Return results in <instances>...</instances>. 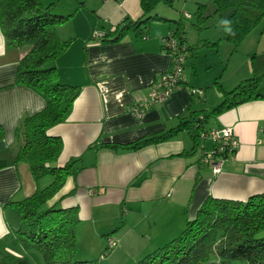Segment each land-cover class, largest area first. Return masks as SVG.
<instances>
[{"label": "crops", "instance_id": "crops-1", "mask_svg": "<svg viewBox=\"0 0 264 264\" xmlns=\"http://www.w3.org/2000/svg\"><path fill=\"white\" fill-rule=\"evenodd\" d=\"M165 1L160 0L151 15L182 22L186 0ZM48 3H57L55 14H71L55 27L61 40L71 41L53 64L62 83L79 87L67 119L47 131L62 141L57 166L76 159L72 174L49 205L77 208L76 238L83 260L101 256L105 237L111 235L117 245L99 264H134L177 237L208 197L246 201L264 194V98L242 102L204 121L208 123H203L202 130L230 127L238 141L235 153L226 158L219 173L198 161L200 151L189 153L192 140L185 131L137 149L107 146H126L189 119L192 112L204 114L221 102V89L231 90L244 77L254 75L251 61L241 73L233 64L227 73L236 49L224 35L202 40L218 41L211 47L200 43L199 36L193 42L185 37L191 48L185 60L184 83L166 101L149 105L143 116L135 117L129 107L143 104L152 83L170 68L161 39L175 32V24L151 20L141 39L130 31L114 42L101 43V37H94L96 31L111 33L126 21L141 17L140 0ZM0 37V125L4 132L0 159L6 162L0 169V253L20 256L25 253L23 248L7 238L18 223L7 203L32 194L35 182L28 164L14 161L20 144L15 129L23 116L41 110L45 101L31 88L15 83L23 51L7 44L1 28ZM260 56L262 63L264 49ZM217 79L219 85L214 83ZM187 87L203 93L190 94ZM203 146L209 150L212 143L206 139ZM200 264L221 262L212 258Z\"/></svg>", "mask_w": 264, "mask_h": 264}, {"label": "trees", "instance_id": "trees-1", "mask_svg": "<svg viewBox=\"0 0 264 264\" xmlns=\"http://www.w3.org/2000/svg\"><path fill=\"white\" fill-rule=\"evenodd\" d=\"M159 1L140 0L141 17L134 21H126L111 33L98 32L101 34L99 42H114L130 31L141 39L144 29L151 20H164L175 26L179 24L171 34L177 36L180 42L187 46L189 54L191 46L186 43L181 21L151 15ZM213 2L216 11L230 9L226 18L229 24L223 25L222 33L234 48L264 19V0H213ZM56 6L57 3L44 5L42 0H0L1 31L8 45L23 51L17 65L15 83L31 88L45 101V106L41 110L23 116L15 129L20 144L14 161L28 164L35 182V190L23 199L8 201L7 204L17 215L18 223L9 231L7 238L13 245L23 249L39 250L44 264H95L94 260L75 258L78 250L77 208H61L56 203L49 205L51 198L72 174L76 159L69 160L63 166H57L56 160L62 149V141L60 137L48 135L47 131L67 119L73 101L79 94L78 86L59 80L53 64L71 41L61 40L55 32V27L71 16L55 14ZM202 6L200 5L198 10ZM197 15L198 18H203L200 11H197ZM226 28H230L231 31H227ZM204 44L217 46L218 41H205ZM262 82L264 74L241 80L228 91L219 87L223 98L212 110L204 114L197 111L196 115L192 112L189 119H182L165 131L126 146L116 144L107 146L137 149L149 143L167 140L185 131L192 140L189 153L194 154L198 150L201 154L200 146L206 139L201 140L199 135L201 132L209 131L202 130L204 121L242 102L264 98V92L258 90L264 87ZM214 83L219 85L218 79ZM3 133L0 125V138ZM5 166V160L0 159V169ZM47 175L51 176L52 180L41 186L42 178ZM212 258H217L221 264L234 262L264 264V194L252 195L246 201L208 197L198 209L196 217L186 222L177 237L144 255L134 264H200ZM0 264L31 263L23 255L2 251Z\"/></svg>", "mask_w": 264, "mask_h": 264}, {"label": "rangeland", "instance_id": "rangeland-1", "mask_svg": "<svg viewBox=\"0 0 264 264\" xmlns=\"http://www.w3.org/2000/svg\"><path fill=\"white\" fill-rule=\"evenodd\" d=\"M49 1L50 0H45L44 3L43 2L42 3L44 5H48ZM172 1L177 3V0H172ZM200 5H203V6L201 7V9L198 10V7ZM197 11L202 12L203 18H198ZM184 12L189 13L191 16L190 19L182 18L183 20L181 23H182L183 30L185 32V34H184L185 37L190 42H193L196 40V36H199L200 43H204L202 41L204 38H210L211 40H217V38L223 36L222 28H223L224 24H222L221 21L226 20L227 15L230 12V9H223V10L216 11V6H215L213 0H186V7L184 9ZM194 24H197L200 28L196 27ZM178 25H176L175 27H177ZM96 32H99V31H96ZM212 38H214V39H212ZM223 41H225V40H223ZM227 43H229V42H227ZM230 45L232 46L233 49H236V51L232 55L231 61L229 63L230 66H228V68H227V73H230V70H231L230 67L232 64L234 65V67L238 66V69L240 72V69L243 68L244 65H246L247 61H249V62L251 61V63H253V65L256 69H255L254 73H251L254 75H251L250 77H252V76L258 77V76H261L262 74H264V62L259 63L260 62L259 60L261 57L260 51L262 49H264V19H262L249 32V34H247V36L237 46H235V48L233 47L232 44H230ZM205 46H203V47H205ZM207 48L208 47H205L204 49H207ZM201 51H203V50H201ZM244 69H245V67H244ZM235 71H236V69H235ZM245 78L246 77H244V79ZM247 78H249V77H247ZM262 84H264V82H262ZM258 90H259V92H264V88H259ZM207 123L208 122H205L204 124L207 125ZM51 180H52L51 176H49V175L44 176L40 182V185L45 186ZM78 245L80 247V244H78ZM83 246H86V245L84 244ZM105 246H106V244H105ZM23 251L25 252L23 254V256H25L31 264H44V259H43L42 253L39 250H37L35 248H26V249L24 248ZM104 252H105V255L109 254L111 252V249L107 250L105 247L103 249V251L101 252V256L99 254H97L95 257H91L87 260H94L95 264H99V262L103 261L102 259L104 257H106V256H104ZM82 256H83L82 250H78L76 255H75V258H76V260H83V258H85V257H82ZM92 258H95V259H92ZM233 264H238V263L234 262Z\"/></svg>", "mask_w": 264, "mask_h": 264}, {"label": "built area", "instance_id": "built-area-1", "mask_svg": "<svg viewBox=\"0 0 264 264\" xmlns=\"http://www.w3.org/2000/svg\"><path fill=\"white\" fill-rule=\"evenodd\" d=\"M184 18H190L188 13H184ZM98 32L94 33V37H100ZM162 51L170 59V68L165 71L161 78L152 83L147 97L143 104H135L129 107V112L135 117L144 115L146 108L151 104L162 103L166 101L172 92L182 86L184 82V63L188 55L187 46L180 42L175 35H168L161 39ZM190 94L201 95L202 89L187 87ZM201 140L208 139L212 143L209 150H205L201 144V154L199 161L202 164L211 166L213 173H219L226 158L235 153L238 146L237 138L230 127H223L220 129H210L207 132H201L199 135ZM106 249L110 250L117 245V241L111 236L107 235ZM105 255V252H104Z\"/></svg>", "mask_w": 264, "mask_h": 264}, {"label": "clouds", "instance_id": "clouds-1", "mask_svg": "<svg viewBox=\"0 0 264 264\" xmlns=\"http://www.w3.org/2000/svg\"><path fill=\"white\" fill-rule=\"evenodd\" d=\"M221 23L224 24V25H228L229 24V22L226 21V20H222ZM226 30L227 31H231L230 28H226ZM2 51H3V43H2V37H0V54H2Z\"/></svg>", "mask_w": 264, "mask_h": 264}]
</instances>
